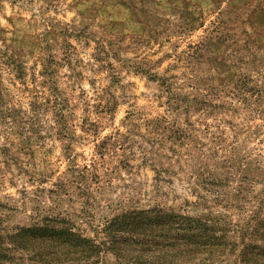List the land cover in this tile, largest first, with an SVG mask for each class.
<instances>
[{
	"label": "rangeland",
	"instance_id": "1",
	"mask_svg": "<svg viewBox=\"0 0 264 264\" xmlns=\"http://www.w3.org/2000/svg\"><path fill=\"white\" fill-rule=\"evenodd\" d=\"M153 206L264 220V0H0V233Z\"/></svg>",
	"mask_w": 264,
	"mask_h": 264
},
{
	"label": "trees",
	"instance_id": "2",
	"mask_svg": "<svg viewBox=\"0 0 264 264\" xmlns=\"http://www.w3.org/2000/svg\"><path fill=\"white\" fill-rule=\"evenodd\" d=\"M252 219L237 230L225 215L153 206L122 210L87 236L68 218L49 215L0 233V264H103L107 254L118 264H215L239 249L237 232L240 263L264 264V220Z\"/></svg>",
	"mask_w": 264,
	"mask_h": 264
}]
</instances>
